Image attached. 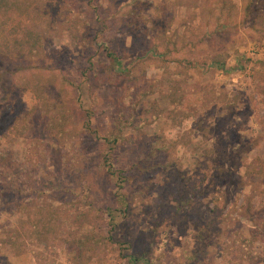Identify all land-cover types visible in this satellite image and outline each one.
Here are the masks:
<instances>
[{
  "label": "rangeland",
  "instance_id": "obj_1",
  "mask_svg": "<svg viewBox=\"0 0 264 264\" xmlns=\"http://www.w3.org/2000/svg\"><path fill=\"white\" fill-rule=\"evenodd\" d=\"M0 183V264H264V0H0Z\"/></svg>",
  "mask_w": 264,
  "mask_h": 264
},
{
  "label": "trees",
  "instance_id": "obj_2",
  "mask_svg": "<svg viewBox=\"0 0 264 264\" xmlns=\"http://www.w3.org/2000/svg\"><path fill=\"white\" fill-rule=\"evenodd\" d=\"M133 6L134 5H132L131 7L133 8ZM127 24L128 23H126V25ZM103 52L106 54V57L110 58L113 61V63L115 64V66L117 68H119V70H120L121 63H120L119 59L117 58V56H115L114 52H112L111 50H109L108 48H105V47L103 48ZM130 118L132 119V116ZM87 124L90 127V120L87 121ZM88 125H87V128H88ZM88 129H90V128H88ZM105 137L106 138H102L103 139V143H105L106 145H109V146H111V144H112L113 147H111L109 149V152L106 153V155L104 157V160H103V165L105 164V168H107L106 172L110 176L116 178L117 188H118V190H121L122 189V182L124 183V181H123L124 178L122 176L123 175L122 170H117L113 166V164L110 162V158H111V155H112L111 149H112V151H114V149L116 148L117 144L120 141V138H118L117 135L111 134V133L107 134ZM222 155H223L222 157L225 158L224 157L225 153L222 154ZM225 161H227V159ZM212 165H213L212 166L213 167V171L211 172V174H209L210 175V179L208 180V184L206 186V188L209 190V192L210 191L213 192V190L215 189V182L216 181L218 182L220 180L223 181V180H226L228 178L229 179L232 178V177H230L231 174H232L231 171L223 169L224 163L216 162V163H213ZM202 181H203V179L200 181V185L201 186H202V183H203ZM1 185L2 184L0 183V214H2V211H3L1 209V207L4 204V202H2V201H4L3 199H4L5 195H6L5 190H4V188ZM227 192H228V190H226V193ZM11 195H12V198H15L18 195V193L15 192V193H13ZM117 202H118V205H119L118 207L119 208H123V210H127V211L129 210L128 204L125 202V200L122 198V196H120V194L117 195ZM127 207H128V209H127ZM119 208H117V209H119ZM117 209L116 208H114V209L107 208L106 209V211H107L106 213L108 214V216H109L111 221L114 220L113 213L116 212ZM214 212H215V210H214ZM250 212H251V214H250ZM250 212H249V214L247 216V220L252 221L254 223L255 221H257L258 216H260V215L257 212H254V211L253 212L250 211ZM10 214L14 215V212H10ZM0 219H1V216H0ZM9 226L12 227L11 224ZM111 226L114 227V225H111Z\"/></svg>",
  "mask_w": 264,
  "mask_h": 264
}]
</instances>
